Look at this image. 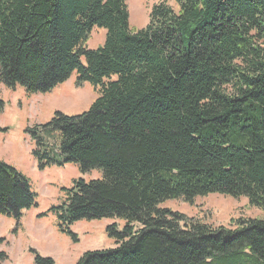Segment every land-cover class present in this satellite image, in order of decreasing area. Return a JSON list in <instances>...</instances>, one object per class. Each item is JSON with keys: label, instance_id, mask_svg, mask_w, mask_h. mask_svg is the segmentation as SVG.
<instances>
[{"label": "trees", "instance_id": "16d2710c", "mask_svg": "<svg viewBox=\"0 0 264 264\" xmlns=\"http://www.w3.org/2000/svg\"><path fill=\"white\" fill-rule=\"evenodd\" d=\"M174 1L178 13L160 3L136 30L126 0H0L4 87L48 93L76 72L99 94L87 112H58L45 126L59 133L56 151L41 140L35 151L41 169L102 172L66 191V231L81 220L127 221L107 229L115 248L77 264H264V219L214 229L161 208L221 194L264 211V0ZM95 27L106 36L91 50ZM35 199L0 161V214L20 219ZM32 253L35 264H54Z\"/></svg>", "mask_w": 264, "mask_h": 264}, {"label": "rangeland", "instance_id": "374dc122", "mask_svg": "<svg viewBox=\"0 0 264 264\" xmlns=\"http://www.w3.org/2000/svg\"><path fill=\"white\" fill-rule=\"evenodd\" d=\"M126 1L130 24L136 30L148 26L154 7L160 3H167L179 12L174 0ZM105 36V29L95 27L86 46L96 50L104 44ZM0 94L4 103L0 114V161L23 175L36 194L35 206L24 210L20 219L0 214V239L4 240L0 252L7 255L0 264H35L32 251L53 260L54 264H77L87 252L115 248L107 229L116 225L117 230L122 231L127 225L125 219L81 220L69 227L72 234L66 231V223L60 219L66 191L79 180L89 182L102 178V172H83L74 163L50 164L41 169L35 157L39 140L49 151H56L60 146L59 133L50 132L45 126L58 112L66 116L87 112L99 96L97 89L89 83H80L75 72L48 93L28 94L21 84L7 88L0 83ZM161 208L184 215L186 225L200 223L214 229H235L240 220L264 219V211L250 205L247 198L221 194L197 197L192 203L168 200Z\"/></svg>", "mask_w": 264, "mask_h": 264}]
</instances>
